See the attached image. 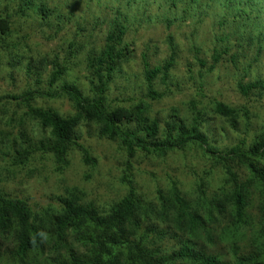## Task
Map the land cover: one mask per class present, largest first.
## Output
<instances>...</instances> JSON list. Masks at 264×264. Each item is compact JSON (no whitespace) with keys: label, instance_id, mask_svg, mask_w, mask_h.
Masks as SVG:
<instances>
[{"label":"rangeland","instance_id":"374dc122","mask_svg":"<svg viewBox=\"0 0 264 264\" xmlns=\"http://www.w3.org/2000/svg\"><path fill=\"white\" fill-rule=\"evenodd\" d=\"M44 4L48 16L40 19L37 12L43 13ZM36 5L25 16L11 17L12 44L0 51V172L10 178L0 187L27 198L39 217L62 210V199L71 194H77L81 204L95 203L105 215L127 194L128 184L160 210L158 188H165L168 196V184L175 181L189 210L198 213L203 224L190 232L179 229L173 220L178 204L170 201V219L144 217L139 234L150 248L171 255L191 240L193 249L228 264L259 249L264 241L260 190L237 159L226 163L209 158L195 143L166 154L139 152L130 158L121 139L102 137L97 124L82 122L74 137L91 160L70 144L59 161L44 149L55 140L51 128L30 114L23 99L10 97L31 92L33 107L70 117L78 110L65 86L74 84L109 111L122 109L119 125L141 138L148 136L146 124L156 121L155 140L175 128V143L179 126L191 127L196 119L215 150H247L264 138V0H39ZM226 51L214 62L215 52ZM234 56L236 62H231ZM103 57L111 66L99 68ZM60 65L68 71L51 84ZM156 67L161 71L155 73ZM253 82H260V87L244 96L240 85ZM220 103L237 109V117L220 115ZM257 160L264 168V157ZM231 172L250 188L247 226L233 221L229 204L212 205L213 213L204 204L232 189Z\"/></svg>","mask_w":264,"mask_h":264},{"label":"trees","instance_id":"16d2710c","mask_svg":"<svg viewBox=\"0 0 264 264\" xmlns=\"http://www.w3.org/2000/svg\"><path fill=\"white\" fill-rule=\"evenodd\" d=\"M39 0H0V51L12 44L9 40V24L13 15L28 14L37 8ZM42 12H37L38 18H47L48 9L42 6ZM36 18L35 21H38ZM35 19V17H32ZM34 21V22H35ZM49 24V22L47 21ZM62 23V20H61ZM41 26V21H38ZM108 56L112 57V52L107 47ZM226 52H215L214 62H217ZM236 62V56L231 59ZM99 68L111 66L108 57L99 58ZM170 64L166 65L168 68ZM147 73L150 64L145 62L144 69ZM68 67L58 66L50 79L54 84L59 78L66 74ZM155 73L161 71L160 67L153 69ZM149 78L151 83L152 78ZM260 82H253L249 85H240V91L247 96L252 89L259 88ZM66 91L71 94V100L78 112L74 116L62 117L49 108H35L31 105L34 93L27 92L21 97L12 96L11 99L20 100L29 104V112L40 118L43 124L50 127L55 138L54 142L44 149L55 154L61 161L70 144L80 147L85 154L86 160H91L89 152L85 146L75 140L76 128L82 122H93L97 124L102 137L119 138L122 141L124 150L130 158L139 152L158 155L166 154L169 150H181L188 143H195L203 149L205 154L219 158L227 163L230 159L237 161L251 172L250 183H254L260 190L258 210L260 212V225L264 237V168L258 165V158L264 157V138L256 141L249 149H242L235 146L226 154L215 150L207 142L201 133L197 120L191 127L179 126L176 142L172 143V129L165 135L164 139L155 140L158 133L156 121L146 124L144 128L147 138H141L136 133L124 130L119 125L122 109L109 111L100 100L85 97L83 93L74 85H66ZM157 96H152L155 98ZM0 98V104H2ZM217 112L222 116L237 117L238 110L225 104H218ZM245 116L248 111L245 110ZM234 127L236 124L234 123ZM175 133V132H174ZM151 139V142L148 140ZM17 164V163H15ZM230 171V170H229ZM233 180L232 189L223 190L221 195L216 196V201L205 200L204 204L209 205V213H213L211 206L221 207L229 204L231 217L235 223L246 226L250 224L251 218L248 213L250 200V188L247 184L239 183L234 173H230ZM0 172V184L7 182L8 178ZM127 194L120 198L108 209L107 214L98 210L95 203L81 204L77 194H71V198L62 199V210L41 217L36 214L29 204L27 198H23L16 191H7L0 187V264H228L220 261L219 257L213 254H206L203 251L192 248L191 240H186L179 252L171 255L159 253L150 248L148 242L139 234L144 217L147 214H156L159 217L170 219L167 216L168 205L173 201L177 202L175 208L174 223L178 228L190 232L200 228L203 221L200 215L190 211L178 188V183L173 181L168 184V196L164 194L163 187L158 188V195L161 201L160 210L152 208L148 202L141 199L135 188L128 184ZM172 210V207L169 205ZM193 235V234H191ZM194 236V235H193ZM7 245L1 250L3 245ZM235 264H264V241L259 249H256L246 257H239Z\"/></svg>","mask_w":264,"mask_h":264}]
</instances>
